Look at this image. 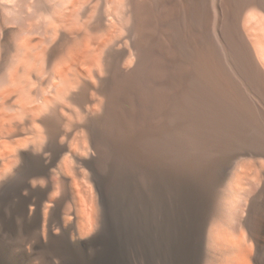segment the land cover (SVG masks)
<instances>
[{
	"label": "bare ground",
	"instance_id": "1",
	"mask_svg": "<svg viewBox=\"0 0 264 264\" xmlns=\"http://www.w3.org/2000/svg\"><path fill=\"white\" fill-rule=\"evenodd\" d=\"M141 1H105L135 66H113L100 104L87 0H0V264H264V64L241 31L264 0H159L158 17ZM249 27L264 47V16ZM209 28L228 50L229 109L207 90L226 78ZM190 67L206 90L189 92ZM97 106L94 154H59ZM246 157L252 170L229 171Z\"/></svg>",
	"mask_w": 264,
	"mask_h": 264
},
{
	"label": "rangeland",
	"instance_id": "2",
	"mask_svg": "<svg viewBox=\"0 0 264 264\" xmlns=\"http://www.w3.org/2000/svg\"><path fill=\"white\" fill-rule=\"evenodd\" d=\"M105 1L106 0H90V2H88V0H87L88 4H85V6L83 8V11H86V12H84L85 18H86L85 19V21H86L85 22V24H86L85 33L89 37L91 36L94 39L95 38L99 39V40L102 39L101 41L103 42V44L105 46V52L102 55V59L100 61L101 64L98 63L99 67H97L98 71L100 73V76H101V82L96 81L95 79H90V81L92 80L91 81L92 83L94 80V82L96 84L95 86L97 88V92L94 94V98L96 100H98L100 102V104L105 102L104 89L109 84V79H110V75L112 73L113 66L115 64H122V63H127L126 66H128L129 69L130 68L133 69V67L135 66L134 65L135 64V62H134V60H135L134 50L131 49V46L129 47V44H130L129 40L127 41V44L124 43V42H126L125 38L128 35H127V31L125 30L126 27L124 29V26H123L124 24H121V22L119 21L120 20L119 11L117 9L115 10L116 5H114V4H109L110 5V8H109V5L107 4L108 5L107 6ZM141 2L143 4H145L147 8H149V10H148L149 14L152 17L160 16V11L162 10V4L159 2V0H142ZM210 2H211V0H208V2H207V6H206L207 12H208V8H209L208 6H211ZM207 12H205V14ZM42 13L43 12L35 14L34 19L38 24H40L42 26L48 25L49 18L46 14H44V13L42 14ZM94 13H95V15H94ZM261 16H264V13H263V11H261L258 8L254 7V8H249V9L245 10L242 13L243 21L241 23V31H242L243 36L246 39V41L250 42L253 45V50L255 51V54H258V56H259L258 57L259 63L264 64V52H263L264 47L258 46L255 43V39H254L255 32L253 30H251L249 27V25L251 23H253L257 18H259ZM89 17H90V19H88ZM51 23H52V21H51ZM87 26H90V27H87ZM208 30H209L208 31L209 33H208L207 38L209 37V39L212 41L213 48H214L216 54L220 58L219 60L221 61V65L223 67L222 72H223L224 77H226L224 79L225 82L220 86H214L211 88L200 87L198 85V80L200 79L199 75H197L195 73L193 67L186 69L184 71V75L188 79L189 92L196 93L195 91H197V90H204V89L206 90L208 88L207 90L212 91L214 99L217 100L215 105L229 109V107L232 105V103L229 100V97H230L229 93L231 91V86L229 83V76H230L231 71H230V65H229L230 61H229V56H228V50L224 45H222V42L218 38L215 31L211 28H209ZM52 40L56 41V36L51 35V41ZM238 44H239V55L241 56V60L243 62L244 46H243L242 42H239ZM262 53H263V55H261ZM189 56H190V54H189ZM129 57H131V58H129ZM132 59H133V61H132ZM97 68H96V70H97ZM0 77H2L1 74H0ZM0 79H1L0 80V87L3 88L6 84V81L3 77ZM2 88H0V89H2ZM83 95H84V97L90 96V94L86 90H83V92H80L78 97L82 98ZM103 116H104V110H103L102 106L95 107L92 110L91 118L83 119V121H81V122L84 126L75 130V132H74L75 136L76 135L77 136L79 135V136L78 137L76 136L75 139H77V141L75 140L76 142H73L74 146L72 145L73 147L71 149V151H73V152H69V150H64V151H61L59 154H86L87 152H88L87 154H94V152L92 151V148H91L92 147L91 146L92 136L94 134L103 135L104 130H105L103 127V124H102ZM231 116L232 115H230L229 117H226L225 119H222L221 121H218L217 124L223 126L226 129L230 128V124L233 121L232 120L233 118H231ZM77 121H78V119H77ZM221 137L222 138H231L233 136L230 133L225 132ZM80 143H82V144H80ZM263 161H264V159H263ZM254 163H255L254 158H250V157L242 158V159L236 161L235 163H233L231 168L229 169V171H235L236 169L240 168L243 165H244L245 169L252 170L254 168ZM226 182H227V180L225 179L220 183V185H224ZM217 201H218V198L216 197L215 202H217ZM65 207L66 206H64L63 209ZM11 228H13V230L16 233H14V235L8 236L7 237L8 241L13 242L14 238L16 237L15 234H18V236L19 235L22 236L24 234V233H22L23 225L19 224V222H17L16 220H14L12 222ZM37 263H38L37 258L35 256H33L31 258V264H37Z\"/></svg>",
	"mask_w": 264,
	"mask_h": 264
}]
</instances>
